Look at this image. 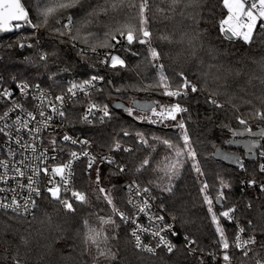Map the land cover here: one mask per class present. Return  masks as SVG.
I'll return each mask as SVG.
<instances>
[{
	"label": "trees",
	"instance_id": "obj_1",
	"mask_svg": "<svg viewBox=\"0 0 264 264\" xmlns=\"http://www.w3.org/2000/svg\"><path fill=\"white\" fill-rule=\"evenodd\" d=\"M23 2L29 9L32 22L41 26L37 32L22 27L12 35L0 38V76L4 78L3 81L14 83L11 77L15 76L17 81L39 83L42 88L58 95L68 87V81L72 78L85 80L93 75H100L104 77L100 99L112 108L116 100L129 107L135 100L169 101V97L163 96L160 89L149 88L158 78L154 64L164 65V72L171 78L173 85L181 82L178 74L183 72L199 89L196 94L181 99L188 108L184 120L196 159L185 156L179 177L172 181V191H164L168 181L161 180L163 174L152 171V168L169 155L170 151L153 137L182 144L179 139L180 130L167 126L169 124L153 125L140 121L137 116L143 113L136 109L132 116L127 111L111 110V119L103 123L95 121L85 124L80 121L84 106L80 100L68 112L69 130L89 139L92 146L101 153L108 151L113 138L135 149L131 154L117 152L119 163L126 164L128 168L127 175H117L112 167L106 165H95L88 169L83 162L76 168V189L87 195L88 203L82 204L69 199L73 202L75 211L65 210L61 204L51 201L50 198H43L31 217L0 210V264H14L16 259L21 264H92L82 242V222L88 219L94 227H99L97 216H111L116 225H119L103 226L114 236L109 240V247L116 254L115 260H106L103 264H200V260L190 256L181 243H178L177 249L172 253L157 255H147L133 246L128 226L118 216L113 215L111 206L102 199L103 194L97 191L94 183L97 168L100 186L111 190L113 203L118 209H128V193L124 185L128 178L136 180L142 187H148L167 211L175 216L181 232L196 236L200 241L199 246L206 251L213 247V240L218 239L200 192L202 182H207L208 193L213 198V210L218 215L221 211L215 197L220 190L224 191L227 199L226 207L234 206L236 209L235 222L221 218V225L225 228L229 242L235 239L237 224L245 228L247 237L254 234L258 242H264V231L261 230L264 229V191L241 184V181L251 177L264 183V173L258 170L259 161L262 159L259 151L262 149L256 152L255 159L250 160L242 147L228 143L229 140L239 138L233 136L234 131L245 127L239 124L237 116L246 119L252 130L264 129V121L255 117L257 110H264V84L257 79L264 76L261 71V64H264V31L258 28L251 44H245L241 40L229 42L218 38V21L226 15L220 0H207L202 9L195 10L202 17H198V24L190 18L195 15L193 9H185L184 15H181L180 9L176 12L169 9V0H149L147 27L152 32L151 45L160 52V59L152 61L148 45L133 42L128 48L117 52L125 60L127 67L112 69L103 66L97 56L83 55L82 51L97 49L107 52L112 48L113 40L111 35L106 36L105 33L117 37L120 36L117 29L128 26L138 29L137 8L124 7L119 11L109 10L107 14L90 16L89 13L98 4L103 5L105 0H80L76 7L58 11L49 17L47 25H43L42 17L36 11L38 0ZM39 2L43 5L47 0ZM133 2L138 4L139 0H128V3ZM69 15L74 22L71 35L76 36L79 29V38L76 40L70 39L68 35L59 36L56 31L67 23ZM200 30H206L202 36L204 46H198L194 57L188 47L187 37L184 43L177 41L185 33L192 36ZM161 36H170L172 42L161 39ZM85 38L87 43L84 42ZM19 43H30L33 46L20 48ZM209 48L217 49L214 57L208 53ZM38 52L48 54L46 67L40 65ZM25 57L35 63H25ZM63 69L68 70L62 71ZM50 73H59L56 76L58 86L49 79ZM109 83L120 92L114 93ZM210 98H215L223 107L217 108L209 102ZM124 131H128L130 135L123 136ZM137 132L144 134L148 144L138 142ZM262 141L264 145V139ZM218 146L243 156L246 169L244 173L238 167H230L214 159L213 152ZM144 158L152 160L151 167L139 173L135 172V167ZM195 163L199 164L203 176L194 170ZM221 179L231 187L221 189ZM248 221H252L255 226L254 233L250 230ZM78 231L81 235H77ZM252 251L254 258L250 259L244 258L237 249L231 253L244 264H254L257 258L264 259V248L259 243L252 247ZM204 264L218 263L207 257Z\"/></svg>",
	"mask_w": 264,
	"mask_h": 264
},
{
	"label": "snow or ice",
	"instance_id": "obj_2",
	"mask_svg": "<svg viewBox=\"0 0 264 264\" xmlns=\"http://www.w3.org/2000/svg\"><path fill=\"white\" fill-rule=\"evenodd\" d=\"M80 3V0H47V2H37L36 11L37 15L42 17V24L47 25L49 17L53 16L60 10L76 7ZM207 0H169V9L172 12H176L180 9V14L184 15L185 9L198 10L202 9ZM222 9L226 10V15H223L218 21L219 37L222 40L229 42H235L241 40L245 44L253 43L254 34L259 28L260 31H264V0H220ZM137 8L139 18V28L128 26L126 28L117 29L121 36H124L127 44L131 45L133 42L140 44H147L148 51L152 61H158L160 59V52L151 45L152 32L148 29L149 17L146 13L150 9L149 0H139V3H128V0H105L103 5H97L96 8L89 13L90 16H96L100 13L107 14L109 10L119 11L120 9ZM163 11V9H160ZM210 11V10H209ZM200 12L195 11V15H191L190 18L194 23L198 24ZM167 18V17H165ZM60 23L59 20L56 21ZM27 25L33 29H38L41 25L34 24L30 19L29 9L23 0H0V33H8L21 29ZM73 18L71 15L67 17V23H64L60 29H57L59 36L68 35L70 39L76 40L79 38L77 29V35H71L73 30ZM206 30H200L195 35L188 36L187 33L181 37L178 43H184L185 37H187L188 47L192 50L191 54L195 57L199 48L204 46L202 36ZM106 36L111 35L112 40H116V36L111 33H105ZM23 39V38H22ZM161 39L172 42L170 36H161ZM87 43V39L84 40ZM116 43H120L116 41ZM20 48H31L32 44L19 43ZM115 48V44L111 45ZM95 51V49H93ZM217 49L209 48L208 53L215 56ZM136 55V53H132ZM40 65L47 66L48 54L38 52ZM25 63H35L25 57ZM101 63L108 65L112 69L126 68L125 60L119 55L112 53L106 54V57ZM157 68V79L154 84L149 85V88L155 87L161 90V94L166 97H186L189 90L192 93L199 91L197 86L193 84L183 72L179 73L180 83L173 85L171 78L165 74L163 64H154ZM63 69L62 71H67ZM261 71L264 72V64H261ZM59 73H50L49 79L53 80L54 84L58 86L59 82L56 80V76ZM237 75L239 73L237 72ZM3 77L0 76V85L3 83ZM15 82V88L10 89L0 86V104H3V109H0V134L5 137V143L8 144L7 157L0 159V184L8 185V187H0V193H4V196H0V209H11L17 215H23L29 213L31 208L37 207L36 198L42 197L43 192L40 188V177L47 176V185L44 188V192L48 194L45 198H50L51 201L57 202L63 206L67 211H75L73 208V202L62 195V192H71V197L75 201L82 204L88 203V197L84 192L73 190L71 184L73 181L74 170L73 163L79 160L82 156L88 158L87 168L92 169L97 163V157L92 155L87 148L91 146V142L87 139H78L67 133L62 134L61 139L63 142L70 143L71 145L80 144L84 146L81 152L71 151L69 158L66 162H55L58 157H49V150L42 148L44 133L49 129H52L53 138L49 141L52 146L51 151H57L58 140L56 136L60 135L56 131V127L53 125L55 117L61 118V125L63 126L64 120L68 117V110L66 105L71 102L72 104L78 103L81 94L83 96L90 97L92 92L99 91L96 87V82L103 81L104 77L100 75H93L88 79L82 81H70L68 87L63 89L60 94L53 95L49 90L41 88L40 84H32L28 80L17 81L15 76L11 77ZM260 82L264 84V76L257 77ZM19 93V98L15 96V93ZM31 100L32 110H29L24 101ZM209 102L215 105L217 108H222L215 98H210ZM264 103V101H262ZM129 116L133 115L134 108L125 109ZM145 114L138 115L137 119L141 121H147L151 124H165L166 121H173L175 124L167 125L175 127L180 130L179 139L182 144L173 143L170 139H162L160 137H153L158 143H162L167 146L170 154L165 156L164 159L156 163L152 171L162 173L161 180L166 179L168 186L163 190L167 192L172 191V181L178 178L180 170L183 167L184 157L187 156L193 160L196 159V152L192 147L191 139L188 134V129L183 117L177 119L179 114L186 113L188 109L183 107L179 102L162 104L154 103L144 105L140 109ZM150 113V115H148ZM14 114V119L10 118ZM92 117L93 119H89ZM255 117L264 121V110H257ZM111 118L109 106L107 104L100 105L96 102L88 103L84 110L83 115L80 117L82 123L91 124L94 119H98L100 123H103L105 119ZM240 125L245 126L243 131H234L233 136H257L260 139H264V129L259 132H253L252 128L248 126V121L242 117L237 116ZM130 133L128 131L123 132V136L127 137ZM138 142L140 144H148V141L144 138V134L137 132ZM229 144L242 143L244 148L247 149L248 154L253 153V149H262L259 151V156L264 158V145L260 143L259 139L248 140H229ZM15 144L19 148V152L14 150L11 145ZM109 152L133 153L135 149L130 147H123L120 140L113 138V142L108 146ZM225 159H233L234 162L240 164L241 170H246L243 163L240 162L238 156L225 155ZM51 159L52 164L48 161ZM100 162H106L109 165H115V174H127L128 168L124 163H118L114 158L109 156H101ZM152 165V160L144 158L135 167V172L139 173L149 169ZM194 170L203 176L199 164H193ZM259 172L264 173V163L259 165ZM96 178L94 183L97 185V191L102 195V199L111 206L113 215L119 217V219L125 224H132L135 227L131 231V236L135 239V247L142 251H146L152 255L156 254V249L161 247L165 248L168 253H172L176 248L169 239L168 235L177 236V233L172 224L165 223V217L156 213H152V205L149 203V198H143L148 196L150 189L148 187H142L138 181L132 180L125 185V191L129 193L127 204L134 209V212L129 214L126 211H120L113 203V196L110 189H106L100 186V174L99 168L96 169ZM58 178V179H57ZM9 181H14V185H9ZM151 183V181H149ZM247 183L249 186L256 185L258 181L255 178L247 181H241V184ZM221 189L230 188L231 185L225 182L223 179L220 181ZM261 191H264V183L260 184ZM209 184L202 182L200 192L203 195V202L207 205V213L211 217V222L215 226V233L218 239L213 240L215 248H217L223 260L224 264H232V256L229 253L230 248H235L242 253L244 258L249 257V253L252 251V247L260 244V247L264 248V242H258L256 236L249 235L246 239L241 234L245 232V228L237 224V231L235 240L230 244L226 235L225 228L221 225V218H225L228 222H232L235 217V207H229L217 214L213 210V198L208 193ZM27 190V195L23 197V203L18 199L19 191ZM11 193V197L7 195ZM101 197H98L100 199ZM225 199V194L220 191L215 200L220 203ZM164 209V206H160ZM251 207V205H249ZM166 211V209H164ZM139 214L147 216L149 224L144 226L138 222ZM99 221V227H94L88 219L83 220V232L82 242L84 244V250L91 257L92 264H103L106 260H115L116 254L112 252L109 247V240L114 238L112 234H109L103 227L104 225H116L115 220L111 216H97ZM175 220V217H172ZM250 230L254 233L255 226L252 221H248ZM264 231V229H261ZM149 233L154 238H158L155 247H150L144 244L141 240V234ZM77 235H81L78 231ZM185 248L189 255L200 252V264H204V255L211 257L213 261L217 260V253L215 251L207 252L203 247H200V241L196 236H184ZM14 264H21V261L16 259ZM242 264L244 262L242 261ZM255 264H264V259H256Z\"/></svg>",
	"mask_w": 264,
	"mask_h": 264
},
{
	"label": "built area",
	"instance_id": "obj_3",
	"mask_svg": "<svg viewBox=\"0 0 264 264\" xmlns=\"http://www.w3.org/2000/svg\"><path fill=\"white\" fill-rule=\"evenodd\" d=\"M38 31V29H33V32H37ZM116 41H119L120 43H116ZM112 44H115V48H111L109 51H107V52H105V51H98L97 49H95V51H93V49H85V50H83L82 52V54L83 55H95V56H97L99 59H101V61H103L104 59H105V57H106V54H108V53H112V54H115V55H117V52L119 51V50H121V49H125V48H128V46H129V44H127V41H126V39H125V37L124 36H117L116 37V40H113V43ZM102 65L103 66H108V65H106V64H104V63H102ZM83 79H80V78H72V79H70L68 82H70V81H82ZM102 83H103V81H99V82H96V87H97V89H99V91H93L92 92V94H91V96L90 97H87V96H83L82 94H81V96H80V98H79V101L81 100V102H83L84 103V106H83V108H82V112H81V116L83 115V113H84V110H85V108L87 107V105H88V103H90V102H96V103H98V104H100V105H104V104H107V103H105V102H102V100L100 99V96H101V92H102V88H101V86H102ZM0 86H2V87H6V88H10V89H14L15 88V82L14 83H7V82H5V81H3V83H2V85H0ZM42 88V87H41ZM43 89H46V90H49V89H47V88H44L43 87ZM53 95H57V94H55V93H53V91H51V90H49ZM60 94V93H59ZM191 94H196V93H192L190 90H189V92H188V95L186 96V97H169L168 98V100L169 101H167V102H163V101H159V102H155V103H162V104H170V103H176V102H179L183 107H186L187 108V106H185L181 101V99H183V98H188V96H190ZM15 96L17 97V98H19V93L18 92H16L15 93ZM24 103H25V106L29 109V110H32V102H31V100L29 99V100H25L24 101ZM74 104H72L71 102H69L67 105H66V107H67V110H68V112H69V110H70V107H72ZM108 105V104H107ZM109 106V111H110V113H111V110H113L112 108H111V106L110 105H108ZM3 107H4V105L3 104H0V109H3ZM188 109V108H187ZM188 112V111H187ZM186 112V113H187ZM143 113V115L145 114L144 112H142ZM186 113H182V114H179L178 115V117H177V119H180L181 117H183V118H185V115H186ZM0 114H2V112H0ZM148 115H150V113H148ZM10 118H13L14 119V114L10 117ZM112 118V117H111ZM110 118V119H111ZM89 119H93L92 117H89ZM105 120H107V118L105 119ZM95 121H98V119H94L93 120V123L95 122ZM141 121V120H140ZM144 122H147V121H144ZM147 123H149V122H147ZM86 124V123H85ZM92 124V123H91ZM149 124H151V123H149ZM165 124H169V125H172V124H175V122H173V121H166L165 122ZM53 125H54V127H56V131L58 132V133H60V135H58V136H56V139L58 140V144H57V151L56 152H52L51 151V149H52V146L49 144V141L53 138V134H52V129H49L47 132H45L43 135H44V139H43V143L41 144V147L42 148H47L48 150H49V157H51V156H56V157H58V160L57 161H55V162H59V163H62V162H66L67 161V159L69 158V153L71 152V151H76V152H81L83 149H84V146H82V145H80V144H77V145H71L70 143H66V142H63L62 141V139H61V136H62V134H64V133H67V134H69V135H71V136H73V137H75V138H78V139H87L86 137H84V136H82L81 134H78V133H75V132H71L70 130H69V128H68V118L66 119V120H64V122H63V126H60L61 125V118L60 117H55L54 118V121H53ZM153 125H160V124H153ZM161 125H163V124H161ZM5 137H3V135L2 134H0V159H5V158H8L7 157V149H8V144H6L5 143ZM87 140H89V139H87ZM90 141V140H89ZM91 142V141H90ZM121 144H122V146L123 147H130V146H128V145H125V144H123L122 142H121ZM11 147L14 149V150H16L17 152H19L20 150H19V148L15 145V144H12L11 145ZM130 148H132V147H130ZM87 150L92 154V155H94V156H96L97 157V163L95 164V165H98V166H103V165H106V166H110V167H112L114 170H115V168H116V166L115 165H109V164H107L106 162H104V163H101L100 162V157L101 156H109V157H112V158H114L118 163H119V161L117 160V152H109V150L108 151H105V152H103V153H101V152H99V151H97L93 146H92V144H91V146L90 147H88L87 148ZM83 162H85L86 163V165H87V163H88V158L87 157H81L79 160H77V161H75L74 163H73V170H74V176H73V181H72V184H71V188L73 189V190H77L76 189V168H77V166L80 164V163H83ZM48 163L49 164H52L53 163V161L51 160V159H49V161H48ZM261 163H264V158H262L260 161H259V165L261 164ZM94 165V166H95ZM259 165H258V170H259ZM238 169L242 172V173H244V170H241V168H240V166H238ZM122 176H126L125 174H121ZM252 178H255V177H251V178H248V180L249 179H252ZM58 179V178H57ZM126 179H127V177H126ZM256 179V178H255ZM47 180H48V177L47 176H41L40 177V188H41V191L44 193L43 194V196L42 197H39V198H36V202H37V207H35V208H31L30 210H29V213H26V214H23V215H21V216H27V217H31V216H33V214L35 213V211H36V209L38 208V206H39V202L43 199V198H45V197H47L48 196V194L46 193V192H44V188H45V186L47 185ZM257 180V179H256ZM130 181H132L131 179H127V182L126 183H128V182H130ZM244 181H247V180H244ZM258 181V180H257ZM14 181H9V185H14ZM260 184H262L261 182H259L258 181V183L256 184V185H252V186H249L247 183H245V184H243V185H245L247 188L248 187H258V188H260ZM126 185V184H125ZM125 185H124V188H125ZM0 187H8V185H3V184H0ZM261 189V188H260ZM19 191V196H18V199H20V201H21V203H23V197L25 196V195H27V190H18ZM78 191V190H77ZM220 191H222V190H220ZM224 192V191H223ZM128 193V192H127ZM5 194L4 193H0V196H4ZM8 196H9V198L11 197V193H8L7 194ZM62 195L63 196H66V197H68V199H71V200H74V198H72L71 197V192H67V193H64V192H62ZM128 197H129V193H128V196H127V199H128ZM149 197H151L150 199H149V203L152 205V213H156V214H159V215H163L164 217H165V223H169V224H172L173 225V228H174V230L177 232V233H179V235H177V236H173V235H168L167 236V239H169L173 244H175L176 245V248L173 250V251H175L176 249H177V247H178V243H181V244H183V246H184V248H185V240H184V236L186 235V234H183L182 232H181V230L179 229V224H178V221L176 220V218H175V220H173L172 219V215L167 211V209L165 208V206H164V204L162 203V202H160V200L157 198V197H155L152 193H151V191L149 192V194H148V196H146V197H143V198H149ZM226 204H227V199L225 198L224 200H223V203H222V205H220V207H219V209H220V211H223V210H226L227 209V207H226ZM161 205H163L164 206V209H166V211L164 210V209H161ZM1 211H7V212H10V213H12V214H15V215H17L16 213H14L11 209H8V210H4V209H0ZM120 211H126V212H129V214H131L132 212H134V209H131V206L130 205H128V209L126 210V209H119ZM234 215V217H235V214H233ZM175 217V216H174ZM138 222L140 223V224H142V225H144V226H148V224H149V221H148V218H147V216L146 215H144V214H139V216H138ZM232 222H235V219L232 221ZM127 226H128V229H129V231H130V233H131V231H132V229L135 227L134 225H132V224H126ZM236 228H237V225H236ZM242 235V237L243 238H247V236H246V232H244L243 234H241ZM131 238H132V243H133V246H135V239H134V237H132L131 236ZM157 239L158 238H154L152 235H150L149 233H143V234H141V240H142V242L144 243V244H147V245H149L150 247H155V245H156V242H157ZM235 240V239H234ZM234 240H233V242H234ZM232 242H230V244H231ZM139 251H141V252H143V253H145V254H147V255H149L150 253H148V252H146V251H142V250H140V249H138ZM185 250L187 251V249L185 248ZM233 250H235V248H230L229 249V253H230V255L232 256V264H242V263H240V261L238 260V258L237 257H234V255L231 253V251H233ZM212 251H215L216 253H217V260H215L214 262H216V263H218V264H224V262H223V260L220 258V256H221V253H220V251L217 249V248H215V246L213 245V247L210 249V250H208L207 252H212ZM188 252V251H187ZM160 253H168L167 252V250L165 249V248H163V247H161V248H159V249H156V254L155 255H157V254H160ZM150 255H152V254H150ZM202 254L200 253V252H197V253H194V254H192V255H190V256H194V257H196V258H198L199 260H200V256H201ZM208 256L207 255H204V259L205 258H207ZM209 258H211V257H209ZM250 258H254V256H253V251H251L250 253H249V257L248 258H246V259H250ZM257 259H262V258H257ZM254 264H255V262H254Z\"/></svg>",
	"mask_w": 264,
	"mask_h": 264
},
{
	"label": "water",
	"instance_id": "obj_4",
	"mask_svg": "<svg viewBox=\"0 0 264 264\" xmlns=\"http://www.w3.org/2000/svg\"><path fill=\"white\" fill-rule=\"evenodd\" d=\"M31 19V18H30ZM25 27L26 29H29V30H33V28L31 27H28L27 25L23 26ZM14 32V31H13ZM13 32H8V33H0V38L2 37H6V36H9V35H12ZM109 87L113 89L114 93H119L120 91L118 89H115L113 87V84L112 83H109ZM155 102L154 101H148V100H144V101H141V100H135L132 105L130 107L140 111V112H143L141 111V107L144 106V105H149V104H154ZM129 106H127L126 104H124L123 102H121L120 100H116L115 103L112 105V109L114 111H126L125 109L127 108H130ZM176 130H178L177 128H175ZM262 129V128H261ZM261 129L259 130H253V132H259ZM244 129H241V130H238L237 132H240V131H243ZM239 138H234L232 140H238V141H242V140H248V139H259L260 140V143L262 144V139H260L259 137L257 136H248L247 134H245L244 136H238ZM233 146H237V147H242L243 150L245 151L246 153V156H248V158L250 160L252 159H255V154L258 150H260L259 148L257 149H253V153L252 154H248L247 152V149L244 148L243 144L242 143H235V144H232ZM225 155H231V156H238L240 158V162L244 164V159H243V156H241L240 153L238 152H231V151H228L227 149L221 147V146H218V148L215 149V151L213 152V157L215 160L217 161H221L223 162L224 164L230 166V167H238L240 166L239 163H236L234 162L233 159H225ZM223 201L218 203L216 201V204L217 206L220 207V205H222Z\"/></svg>",
	"mask_w": 264,
	"mask_h": 264
},
{
	"label": "rangeland",
	"instance_id": "obj_5",
	"mask_svg": "<svg viewBox=\"0 0 264 264\" xmlns=\"http://www.w3.org/2000/svg\"><path fill=\"white\" fill-rule=\"evenodd\" d=\"M132 108V107H131ZM139 120V119H138ZM66 197V196H65ZM66 198H68V197H66ZM220 210V209H219Z\"/></svg>",
	"mask_w": 264,
	"mask_h": 264
}]
</instances>
